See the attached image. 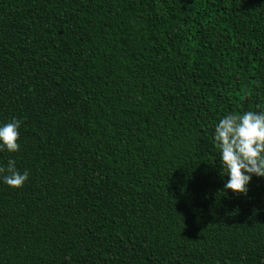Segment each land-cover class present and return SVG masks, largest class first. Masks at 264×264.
<instances>
[{
    "label": "trees",
    "instance_id": "trees-1",
    "mask_svg": "<svg viewBox=\"0 0 264 264\" xmlns=\"http://www.w3.org/2000/svg\"><path fill=\"white\" fill-rule=\"evenodd\" d=\"M264 110V0H0V264H264V178L220 192L214 124Z\"/></svg>",
    "mask_w": 264,
    "mask_h": 264
},
{
    "label": "clouds",
    "instance_id": "clouds-1",
    "mask_svg": "<svg viewBox=\"0 0 264 264\" xmlns=\"http://www.w3.org/2000/svg\"><path fill=\"white\" fill-rule=\"evenodd\" d=\"M19 127L16 118L0 123V151L18 150ZM212 140L222 177H227L220 192L243 194L253 176L264 178V110L222 116L214 124ZM28 176V170H18L11 159L0 166V183L9 187H21Z\"/></svg>",
    "mask_w": 264,
    "mask_h": 264
}]
</instances>
